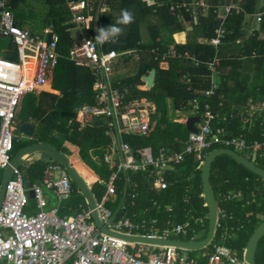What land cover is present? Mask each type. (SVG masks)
I'll use <instances>...</instances> for the list:
<instances>
[{
	"label": "built area",
	"instance_id": "obj_1",
	"mask_svg": "<svg viewBox=\"0 0 264 264\" xmlns=\"http://www.w3.org/2000/svg\"><path fill=\"white\" fill-rule=\"evenodd\" d=\"M144 1L148 5L158 4L156 0ZM86 7L88 5L85 0L69 3L70 11L78 14L75 16L77 23L89 24L93 21L92 17L86 18L79 14ZM169 7L173 14L197 8L202 11L209 9L204 0H184L171 3ZM221 9L222 14L219 17L223 20L233 12H241V6L233 1L222 5ZM245 18H251L252 22L260 27L264 22V10L252 15L246 14ZM223 20L215 30V37L203 39V42L215 47L223 43L226 35ZM45 34L50 36V41L17 27L12 14L6 9L5 1L0 0V37L13 38L19 56V61H12L0 54V169L5 170L11 165L17 114L24 97L29 93L41 91V87L47 84L51 71L60 63L59 37L53 28H47ZM176 42L180 43L177 39ZM100 50L94 40L84 39L69 52V59L77 66L89 68L95 78L93 91L96 104L83 108L82 112H87L90 120H85L81 114L82 126L95 119H104L105 135L110 140V145L105 149V161L112 172L107 181L97 180L106 187L102 199H96L99 218L110 230L121 234L165 239L186 236L191 229L189 222H169L168 226L162 228L156 217H142L137 220L134 218L136 215L116 217L108 203H114L117 198V182L120 175L124 174L125 183L130 185V173H148L153 176L154 191H164L169 186L167 176L176 165L183 163L187 156L194 155L201 167L206 156L204 153L213 146L232 149L238 154L243 152L244 154L240 155L264 169V100L250 99L244 105L239 134L230 135L226 128L221 126L214 128L213 124L220 119V115L212 110L208 99L219 88L217 74L220 58L216 55L209 63L210 88L203 90L201 95L191 102L189 110L200 120L196 123L197 132L189 133L184 151L171 152L163 147L155 152L152 147L142 145L133 149L126 137L150 136L153 131L151 111L154 106L145 98L124 102L125 94L112 87L111 76L117 57L133 54L139 59V52L135 50L118 54L116 51L103 53ZM181 58L191 59L196 66L199 65L195 57L175 49L161 55V64L166 63L168 59ZM222 119L226 120V117ZM176 121L185 122L186 119ZM93 159L97 163L102 161L99 156ZM43 185L55 194L59 204L69 201L72 197V180L60 164L47 165ZM30 190L39 209L36 215H28L25 212L29 204V194L21 172L16 169L6 185L0 207V264H202L191 258L185 249L135 244L102 233L94 222L92 210L87 202L86 205L79 206L76 215L61 217L59 207L46 209L48 201L40 185H33ZM137 197L139 194L136 192L130 194L132 207L136 204ZM188 197L186 195V202ZM232 201L242 202L243 193L233 191L223 195L222 203ZM251 201H247L245 205H250ZM154 205L157 206V202ZM127 206L122 203L119 210L126 211ZM219 213L222 214L221 218L227 221V211L222 209ZM217 229H222L221 238L224 241L230 237L228 225L218 221ZM205 257V264H248L224 243L216 244L213 252Z\"/></svg>",
	"mask_w": 264,
	"mask_h": 264
},
{
	"label": "trees",
	"instance_id": "obj_2",
	"mask_svg": "<svg viewBox=\"0 0 264 264\" xmlns=\"http://www.w3.org/2000/svg\"><path fill=\"white\" fill-rule=\"evenodd\" d=\"M92 1L96 7L98 0ZM181 1L184 0H158V4L148 5L144 0H105L109 10L99 19L101 24L114 23L122 9H128L134 15V22L125 27L123 34L115 42L106 44L105 50H116L119 53L130 50L139 52L140 60L135 64V74L124 82L134 87L132 90L134 97L154 101L157 109L152 116L156 125L149 137L126 138L133 149L139 145L151 146L155 152L161 147L171 148L174 151H181L184 148L190 132L184 123L177 122L174 118L172 120L167 118L165 101L171 99L174 110L180 112L189 110L192 100L211 86L209 63L216 55L220 58L217 76L221 82L219 88L208 99L212 110L220 115V119L213 124L214 128L221 126L225 127L230 135L239 134L244 105L250 99L264 100V22L259 29L247 32L249 27L246 28L248 23L245 18L246 14L252 15L258 12L259 6L264 10V0H204L209 5L207 11L197 8L189 12L184 10L173 14L169 5ZM230 1L240 5L241 12L239 14L233 12L225 20L220 19L218 14L220 7L229 4ZM8 2L20 26L35 31L36 25L29 26L35 14V7L30 4V0H8ZM43 3L49 9L46 14L49 16L48 22H53L59 33V49L66 52L72 41L67 27L63 26L64 22L70 19L65 0H43ZM221 20L225 22L226 28L223 43L215 47L203 42V39L215 37V30ZM188 27H192V30L187 31ZM182 32H186L188 36L184 44L174 40V34H177L175 38L184 42L185 34ZM174 49L183 54L189 53L198 60L199 65L196 66L193 60L186 58L168 59V68H162L161 55ZM122 58H126V62L131 61L128 55ZM153 69L157 72L155 86L150 90L138 89V86L142 85V77L149 75ZM54 78V89L61 91V97L53 93L32 96L23 105L22 121L39 122L34 136L35 143L46 142L55 145L62 152H67L63 145L69 141L80 149V158L85 163L92 160L91 152H95L102 158L101 163L96 162L98 165L96 176L107 181L112 171L105 161V151L102 149L103 145L109 143L104 128L95 126L80 130L77 122L69 125L70 120H76L83 104H94L92 76L87 69L78 68L62 60ZM223 117H226V120H223ZM24 142L15 139L13 146L15 154L28 146L27 144H32V142ZM218 147L220 146H213L204 154L208 155ZM184 162L176 165L175 171L168 174L169 186L159 192L152 189L153 176L148 173H130L132 180L130 185L125 183V175L121 174L117 182V198L114 203L109 202L108 207L118 218L124 215H136L137 217H134L136 220L148 216L156 217L161 227L165 226L168 220L175 223L189 222L196 227V221L205 217L206 222L202 230L204 235L201 240L205 239L209 232L207 219L209 210L205 206L202 170L198 169L199 162L194 156H189ZM45 167L44 162L35 163L31 177L33 179L41 177ZM259 180L257 175L227 155L218 156L212 164L210 181L216 195L220 191L226 193L231 190H243L246 193L245 201L252 200L244 209L242 203L227 205L236 216V220L231 224L246 223V213H250V221L245 229L227 244L241 258L256 228L264 222V189L260 186ZM91 191L98 200H101L106 187L95 182ZM134 192L138 193L139 197L132 207L130 194ZM186 195L189 196L188 204L184 202ZM156 202L157 206L154 205ZM122 203L128 205L123 212L119 210ZM80 204L86 205V199L73 183V194L66 205L71 210L65 216L77 214ZM167 207L171 211H167ZM220 207L225 208L226 204L221 202ZM60 216L64 217L61 212ZM197 228L201 229V227ZM186 239L190 240L191 237ZM255 261L256 264H264V237L256 249Z\"/></svg>",
	"mask_w": 264,
	"mask_h": 264
},
{
	"label": "crops",
	"instance_id": "obj_3",
	"mask_svg": "<svg viewBox=\"0 0 264 264\" xmlns=\"http://www.w3.org/2000/svg\"><path fill=\"white\" fill-rule=\"evenodd\" d=\"M5 1V4H6V9L12 14V16H13V20H14V24L17 26V27H19L20 29H23V30H26V31H28L30 34H32V35H34V36H38V37H40V38H43L44 40H46V41H50V36H48V35H46L45 34V30L47 29V28H53L54 29V32L57 34V36L59 37V44H60V36H59V33L56 31V28H55V24L53 23V22H47L48 23V26L47 27H45L41 32H39V31H37V30H35V31H33V30H31L30 28H22L21 26H20V24H19V22L17 21V19H16V16H15V14L13 13V11L11 10V8H10V5H9V2H8V0H4ZM80 1H82V0H65V4H66V7H67V9H68V11L70 12V19L69 20H67V21H65L64 22V24H63V26L64 27H67V32L70 34V37H71V41H72V43H71V45L68 47V49H67V51L66 52H62V50H60L59 49V44H58V51H59V53H60V55H61V58H60V63H61V61L63 60V61H66L68 64H71V65H74V66H76V67H78V68H84V69H87L88 71H89V73H90V75L92 76V74H91V70L89 69V68H87V67H80V66H77L73 61H71L70 59H69V52H70V50L76 45V44H78V43H80L82 40H84V39H94V37H95V35H96V30H97V28L99 27V26H107L108 24H104V23H100L99 22V19L103 16V15H105V14H107L108 13V10H109V8H108V6H107V3L105 2V0H98V5L95 7V3L92 1V0H85L86 1V3H87V5H88V7H86L83 11H80L79 12V14L80 15H84L86 18H88V17H92L93 18V21L91 22V23H89V24H80V23H77L76 22V15H78V14H75V13H72L71 11H70V8H69V3H77V2H80ZM157 2H158V0H156ZM262 5V4H261ZM259 11H262L263 10V8H262V6H259ZM218 14L219 15H221L222 14V9L218 12ZM246 21H247V23H248V25H246V28H248V30H247V32H252L253 30H257V29H259V26H257L254 22H252V19L251 18H248V19H246ZM251 24V25H250ZM189 28V27H188ZM182 33H184L185 34V43H186V41H187V39H188V36H187V33L186 32H182ZM179 34H181V33H179ZM177 34H174V40L176 41V38H175V36H176ZM0 38H2V37H0ZM3 38H5V37H3ZM6 38H8V39H10V41L13 43V44H15V42H14V39L13 38H11V37H6ZM184 42H183V44H184ZM109 43H112V42H109ZM109 43H105L103 46H101V45H99V49L101 48V52H103V53H108V52H110V51H116V50H110V51H106L105 50V45L106 44H109ZM16 45V44H15ZM16 47H17V45H16ZM131 51H135V50H130V51H124V52H118V51H116V52H118V54H122V53H125V52H131ZM12 50L10 51V50H7V51H5V50H2V51H0V54H2V56L4 57V58H7V59H9V60H12V61H15L14 60V58H16L15 56H13L12 55ZM16 53H17V59H18V61H19V56H18V48H17V50H16ZM123 56H126V55H123ZM128 56H130V58H131V61H129V62H126L125 61V59H123L122 58V56L120 55L119 57H117V59L114 61V64H113V73H112V76H111V82H112V87H114V88H117V89H119L123 94H125V98H124V102H129V101H133V100H140L141 98H138V97H134L133 96V86L132 85H128V84H126L124 81L127 79V78H129V77H131V76H134V74H135V71H136V69H134L133 67H131V72H127L126 73V70H125V68H124V70L123 71H121V69H119V70H116V67L118 68L121 64H124V65H126L127 67H129V65L131 64V63H133V62H135V64H136V62L138 61V60H140V58L139 59H137L136 58V56H134L133 54H130V55H128ZM139 56H140V54H139ZM12 58V59H11ZM59 63V64H60ZM59 66V65H58ZM58 66L53 70V71H51V73H50V75L48 76V80H47V85H51V89L48 91V92H45V91H43L42 89H41V91H36V92H33V93H29V94H27L25 97H24V99H23V101H22V105H21V107L19 108V111H18V114H17V126H16V129H17V127L19 126V130H20V127H21V125L23 124V123H30V124H32L34 127H35V132H34V134H33V136H27V135H25V134H23L22 133V142H24V143H29V142H32V144L31 145H34V144H45V145H49V146H52V147H55V148H57L55 145H52V144H48V143H46V142H34V136H35V134H36V132H37V130H38V127H39V122H35V121H31V120H29V122H23L22 120H20V118H21V116H22V109H23V105L25 104V102L27 101V100H29V99H31L32 98V96H39L41 93H53V94H55V95H58V97H61V91L59 90V89H54V84H55V78H54V75H55V73H56V69L58 68ZM168 66H169V64L166 62V63H163V64H161V67L162 68H164V69H167L168 68ZM133 68V69H132ZM126 73V75L125 76H121V75H123V74H125ZM92 78H93V84H92V89H93V86H94V81H95V78L92 76ZM143 78V77H142ZM218 82H219V84H220V80H218ZM145 88V89H144ZM138 89H140V90H149V89H147V86H146V83L143 81V79H142V85H139L138 86ZM93 91V90H92ZM93 94H94V104L93 105H95L96 104V98H95V93H94V91H93ZM143 99V98H142ZM145 99H147V98H145ZM148 100V99H147ZM149 101H151V100H149ZM152 102V104H153V106H154V109L151 111V120H152V116L153 115H155V113L157 112V109H156V104L154 103V101H151ZM165 108H166V112H167V110L168 109H171L172 110V112H173V115H174V120L176 121V120H179V121H182V120H184V119H186V115H188L189 113H187V112H184V113H181L180 111H177V110H174V108H173V101L171 100V99H166V101H165ZM87 105H90V106H93V105H91V104H88V103H85V104H83L82 106H81V108H80V111H79V113H78V116H77V118H76V120H70V121H72V123H70V121H69V125H73L74 124V122H77L78 124H79V128H80V130H85V129H87V128H89V127H95V126H97V127H99V126H102L103 128H104V131H105V127L103 126L104 124H105V120L104 119H95V120H93V121H90V122H88V123H86L84 126H82L83 124H82V122H83V119L81 118V114H82V117H84V119L85 120H90V119H88L89 117H90V115L87 113V112H82L83 111V108L84 107H86ZM186 110V109H185ZM190 111V110H189ZM234 117V116H233ZM187 119H188V117H187ZM152 122H153V120H152ZM155 122H153V126H152V128H153V130H154V128H155ZM16 131V130H15ZM106 136V135H105ZM28 137H30V138H28ZM53 137L54 138H56V136H54L53 135ZM107 137V136H106ZM128 137H132V136H128ZM127 138V137H126ZM15 139H16V136H15ZM15 139H14V141H15ZM108 140H109V138H108ZM186 144V143H185ZM28 146H30L29 144H27ZM110 145V140H109V143H108V145H106V146H104L103 145V147H102V149L105 151V149L106 148H108V146ZM28 146H26V147H28ZM64 146V149H66L67 150V152H62L63 154H65L68 158H69V160H70V162H71V164L73 165V162H72V157L73 158H77L80 162H81V164H83V166H84V162L81 160V158H80V154H79V148L76 146V145H73L71 142H69V141H66L65 142V144L63 145ZM151 147V146H150ZM25 148V147H24ZM162 148V147H161ZM184 148H185V146H184ZM184 148L181 150V151H174L173 149H169V148H167L168 150H170L171 152H182V151H184ZM23 149V148H22ZM58 149V148H57ZM153 149V148H152ZM21 150V149H20ZM59 150V149H58ZM154 150V149H153ZM160 149H158V151H159ZM60 151V150H59ZM157 151V152H158ZM19 152V151H18ZM17 152V153H18ZM16 153V154H17ZM68 153H70L71 155H73L74 154V156H69V154ZM92 153V155H93V157H92V160L94 161V162H96L93 158L95 157V156H97L96 154H95V152H91ZM15 154V155H16ZM192 156H194V155H192ZM48 157H50V156H48V155H46V154H43V153H36V154H33V155H31V156H28V157H26V158H24V160H23V162H22V164H21V166L18 168V170L21 172V174H22V177H23V179H24V185H25V188L28 190V194H29V204H28V206L26 207V209H25V212L28 214V215H36L38 212H39V209H38V205H37V201L35 200V198H34V196L32 195V194H30V192H31V190H30V188L33 186V185H40L42 188H43V192H44V195H45V197H46V199H47V201H48V206H47V210H50V209H53V208H56V207H59V215H60V212H61V214L62 215H64V217H65V215H68V213L70 212V210H71V208L70 207H66V205L68 204V202L69 201H67V202H62V203H58V200H57V198H56V196H55V194L52 192V191H50V190H48L44 185H43V176H44V172H43V174H42V176L41 177H38L37 179H33L32 177H31V175L33 174L32 172V168L33 167H35V163H37V162H44L45 163V165H46V167H47V165H49V164H52V163H56V164H59L56 160H54L52 157H50L51 159H53V162L52 161H50V159H48ZM189 156H187L186 157V160H187V158H188ZM195 157V156H194ZM13 158H14V154H13ZM195 159H196V157H195ZM196 161H198L197 159H196ZM183 163H185V162H183ZM183 163H181V164H183ZM61 165V164H60ZM75 165V164H74ZM73 165V166H74ZM45 167V168H46ZM77 170H78V172L80 173V175L82 176V178H83V175H82V173H81V171H80V168H78V167H76V166H74ZM201 167H199L198 166V169H200ZM0 170H4V169H0ZM6 170V169H5ZM44 171H45V169H44ZM173 171H175V169L173 170ZM4 174H5V171H4V173H3V177H2V181H3V178H4ZM169 175H170V173H169ZM13 177V176H12ZM168 177V176H167ZM259 177V176H258ZM260 178V177H259ZM84 179V178H83ZM97 180H99V178L98 177H95L94 179H93V181L90 183V184H88L89 182H87V181H85L86 183H87V185L90 187V189H91V187H92V185L95 183V182H97ZM2 181H0V189H1V185H2ZM260 186L262 187V189H264V179H262V178H260ZM72 186H73V181H72ZM151 187H152V184H151ZM152 189H153V187H152ZM154 190V189H153ZM233 191H241L242 193H243V201L242 202H238V201H232V202H229V203H225L226 204V207L225 208H222V207H220V203L222 202V198H223V195L225 194V193H223V192H221L220 191V193L218 194V195H216V198H217V200L219 201V210L221 211L222 209L223 210H226L227 211V213H228V219H227V221H224L222 218H221V216H222V214H220V213H218V221L219 222H221V223H223L225 226H227L228 225V227L230 228V237L227 239V240H223L222 238H221V233H222V229H217V227H216V233H215V237H214V239H213V241L211 242V244H209L208 245V247H206V248H204V249H200V251H201V255L200 256H198V257H194V256H190L191 258H194V259H196L197 261H199L200 263H202V264H205L206 263V257L205 256H207L208 254H210V253H212L213 252V250H214V246L216 245V244H218V243H224L226 246H227V244H228V242H229V240H231V239H233V238H236L237 236H238V234L241 232V231H243L244 229H245V226H247V224L249 223V217H250V213L248 212V213H246V223H241V222H237V223H235V224H231L233 221H235L236 220V216H235V214H233L232 212H231V210H229L228 208H227V205L228 204H232V203H242V209H244V207L246 208L247 207V205H245L246 204V202L247 201H245V198H246V193L243 191V190H231V191H228V192H226L227 194L229 193V192H233ZM186 197V196H185ZM185 197H184V202L186 203V204H188L189 203V197H188V202H186L185 201ZM97 199V198H96ZM255 199H257V197L255 196ZM247 200V199H246ZM87 202V201H86ZM207 204V203H206ZM205 204V206H207ZM81 205V204H80ZM79 205V206H80ZM244 206V207H243ZM79 211V210H78ZM167 211H171V209L169 208V207H167ZM148 212V210H146V213ZM74 215H76V214H73V215H71V216H74ZM63 217V216H62ZM148 218H151V217H149L148 216ZM207 219L209 220V212H208V216H207ZM200 220H202V222L201 221H196V223H197V226L196 227H193V225L190 223V226H191V229L189 230V233L186 235V236H181V237H186V238H188V237H191V239L190 240H194V241H201V238L199 239V240H197V239H194V235L197 233V231L198 230H203V227H204V225H205V222H206V218L205 217H203V218H200ZM218 221H217V223H218ZM239 221V220H238ZM169 222H172L173 224H178V223H175L174 221H167V223H166V225L165 226H162V228H164V227H166V226H168L169 225ZM182 223H186V222H182ZM159 226L161 227V225H160V222H159ZM193 227V228H192ZM197 227H201V229L199 228H197ZM232 229H234V230H232ZM257 229V228H256ZM219 230V231H218ZM217 232H218V234H217ZM209 233V232H208ZM208 236V235H207ZM178 240H185V241H189V240H187V239H180V237L178 238ZM204 240V239H203ZM246 250V249H245ZM187 251H193V250H187ZM236 252V251H235ZM244 254H245V252H244ZM244 254H243V257L242 258H244Z\"/></svg>",
	"mask_w": 264,
	"mask_h": 264
},
{
	"label": "water",
	"instance_id": "obj_4",
	"mask_svg": "<svg viewBox=\"0 0 264 264\" xmlns=\"http://www.w3.org/2000/svg\"><path fill=\"white\" fill-rule=\"evenodd\" d=\"M192 30V27L187 28V31ZM156 69H153L149 75L143 76V81L146 83L147 89H152L155 86L156 80ZM43 91L48 92L51 89V85H46L41 87ZM199 117H190L185 122L186 128L189 132H197V128L195 124L199 122ZM20 132L27 135L33 136L35 132V127L30 123H23L20 127ZM36 153H43L54 160H56L59 164H61L65 170L67 171L70 179L75 183V185L80 190L81 194L85 197L90 209L92 210V216L97 228L104 234L121 239L130 243L135 244H146V245H156V246H171L185 250H200L208 247L209 244L213 241L216 233L217 221H218V213H219V201L216 198L215 191L211 185V168L214 160L218 156L227 155L231 157L233 160L241 164L251 173L259 176L264 179V169L260 168L249 159L244 157L243 155L238 154L234 150L231 149H215L211 151L205 158L201 170H202V185H203V193L206 200V205L209 210V233L208 236L201 241L194 240H178V239H165V238H149L145 236H132L114 232L110 230L99 218V214L97 212V202L96 197L92 193L90 187L87 185L85 180L82 178L78 170L71 164L69 158L59 151L57 148L45 145V144H34L28 147L21 149L12 159L11 165L5 170L4 178L2 181L1 189H0V207L3 202V198L5 195L6 185L8 181L12 178L14 171L18 169L24 158L31 156ZM30 194L33 195L31 191ZM34 196V195H33ZM264 237V222L260 224L255 230L254 234L250 238L246 250L244 251V260L248 264H256L255 261V253L258 247L260 240Z\"/></svg>",
	"mask_w": 264,
	"mask_h": 264
},
{
	"label": "rangeland",
	"instance_id": "obj_5",
	"mask_svg": "<svg viewBox=\"0 0 264 264\" xmlns=\"http://www.w3.org/2000/svg\"><path fill=\"white\" fill-rule=\"evenodd\" d=\"M206 3L208 4V2H206ZM30 4L33 7H35V14H34L33 20L32 21L30 20L29 26L36 25V28L35 29L37 31L41 32L45 27L48 26V23L47 22L49 21V16L46 15V14L48 13V10L49 9H48V7H47L46 4L44 5L43 0H30ZM144 32H146V31H144ZM179 42L181 43V41H179ZM2 50H5V51H7V50H10L11 51L12 50L13 51L12 52V55L16 57V58H14V60L15 61H18V59H17V53H16L17 47H16L15 44H13L10 41V39H8V38H0V51H2ZM131 67L136 68L135 62L131 63L129 65V67H127L124 64H121L118 68L116 67V70L121 69V71H123L124 68H125L126 73H127V72H131ZM126 73L123 74V75H121V76H125ZM217 80H219L218 79V76H217ZM194 115H195V113H193L192 111H190V113L188 115H186V117H190V116H194ZM22 116H21L20 120H22ZM173 117H174V115H173L172 110L171 109H168L167 110V118L170 119V120H172ZM15 136H16V140L22 141L21 139L23 137H22V133L19 130V126L17 127V129L15 131ZM28 138H30V137H28ZM239 153L240 154H244L243 152H239ZM13 154H15L14 151H13ZM68 154H69V156H74V154L73 155H71L70 153H68ZM246 156H248V155H246ZM48 159H50V161L53 162V159H51L50 157H48ZM72 162H73V165L75 164L74 166L80 168V171H81V173L83 175V178H84L85 181L89 182L88 184H90L93 181V179L95 177H97L96 176V169H98V165H97L96 162H94L92 160L90 162H87L86 161V163L84 162L85 164L83 166V164H81V162L77 158H73V157H72ZM4 171L5 170H0V181H2V177H3ZM203 235H204V231L198 230L197 233L194 235V239L199 240L200 238L203 237ZM180 239H186V237H180ZM186 253L188 255L194 256V257H198V256L201 255V251L200 250L186 251Z\"/></svg>",
	"mask_w": 264,
	"mask_h": 264
},
{
	"label": "clouds",
	"instance_id": "obj_6",
	"mask_svg": "<svg viewBox=\"0 0 264 264\" xmlns=\"http://www.w3.org/2000/svg\"><path fill=\"white\" fill-rule=\"evenodd\" d=\"M133 22H134L133 13L128 9H122L119 16L115 19L114 23H111L110 25H107V26H99L97 28L96 35L93 39L95 41V44H99L103 46L105 43L115 42L123 34L125 27L131 25ZM89 43H91V41H89ZM187 113H190V112H187ZM190 117H198V116L194 115ZM186 121H187V117H186ZM185 122H181V123L185 124ZM217 149H227V148H217Z\"/></svg>",
	"mask_w": 264,
	"mask_h": 264
}]
</instances>
